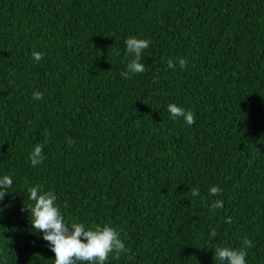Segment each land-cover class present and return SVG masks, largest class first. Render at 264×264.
<instances>
[{
	"label": "trees",
	"instance_id": "1",
	"mask_svg": "<svg viewBox=\"0 0 264 264\" xmlns=\"http://www.w3.org/2000/svg\"><path fill=\"white\" fill-rule=\"evenodd\" d=\"M129 36L151 44L125 80ZM3 174L0 264H53L25 209L35 184L67 220L120 232L130 251L106 264H217L216 246L245 237L247 264H264V0H0Z\"/></svg>",
	"mask_w": 264,
	"mask_h": 264
},
{
	"label": "clouds",
	"instance_id": "2",
	"mask_svg": "<svg viewBox=\"0 0 264 264\" xmlns=\"http://www.w3.org/2000/svg\"><path fill=\"white\" fill-rule=\"evenodd\" d=\"M150 40L129 36L124 40L125 56L127 60L125 69L120 76L127 80L133 75L146 71L145 63H142L144 50L149 48ZM43 52L33 51L31 58L39 63L44 58ZM187 63L186 58H177L175 64L171 58L167 61V67L174 69L176 65L183 69ZM43 92L33 91L32 99L40 101ZM169 118L173 121L182 118L188 126L195 123V114L175 103L167 105ZM68 143H73L71 139ZM45 144L35 143L28 154V160L32 167L41 165L44 160ZM13 186V178L10 174L0 175V202ZM222 192L219 186L212 185L208 188V195L216 197ZM201 195L199 188L191 190V196L197 198ZM27 199L30 204L25 207L32 230L39 234L47 242L48 247L54 253L53 264H106L110 255L119 257L121 253L127 254L130 249L126 247L125 241L121 239L120 232L107 225L94 224L87 226L83 222L69 221L65 218L57 205V196L52 191H44L39 184L32 185L27 189ZM224 202L214 199L210 203V209H221ZM2 210V209H0ZM231 223V217L224 221ZM209 240L217 237L216 229L208 233ZM254 247L252 240L245 237L239 248L216 246L215 257L217 264H247L248 249Z\"/></svg>",
	"mask_w": 264,
	"mask_h": 264
}]
</instances>
